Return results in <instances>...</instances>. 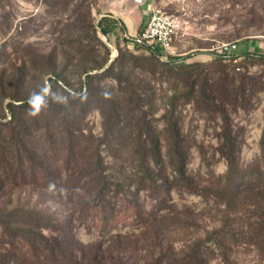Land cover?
<instances>
[{
  "label": "trees",
  "instance_id": "trees-1",
  "mask_svg": "<svg viewBox=\"0 0 264 264\" xmlns=\"http://www.w3.org/2000/svg\"><path fill=\"white\" fill-rule=\"evenodd\" d=\"M84 2L89 9L77 21L87 33L66 34L62 43L70 51L59 58L54 49L43 69L55 74L46 107L32 116L26 99L8 106L10 119L0 117V190L31 186L42 202L59 205L54 210H1L0 264L227 263L237 243L255 246L264 260V152L244 164L240 133L232 123L233 113L249 109L255 93L264 91V81L248 69L264 63V52L229 56L214 51L204 60L211 64L190 63L180 57L165 60L154 45L135 41V47L151 51V67H142L150 80L165 79L185 90L164 102L159 128L152 110L157 88L124 75L127 62L121 54L106 69L93 72L108 62L107 56L96 60L99 49L109 51L91 19V4ZM98 25L109 36L119 20L106 14ZM59 62L64 66L58 72ZM74 65L85 74L80 91L62 76ZM181 98L208 105L223 120L216 150L227 162L224 173L209 167L202 145L196 146L208 170H188L192 145L175 113ZM94 109L102 116L100 132L89 126ZM173 191L212 202V226L204 224L210 212L177 201ZM81 226L95 227L99 239L80 246L74 231Z\"/></svg>",
  "mask_w": 264,
  "mask_h": 264
},
{
  "label": "rangeland",
  "instance_id": "rangeland-1",
  "mask_svg": "<svg viewBox=\"0 0 264 264\" xmlns=\"http://www.w3.org/2000/svg\"><path fill=\"white\" fill-rule=\"evenodd\" d=\"M55 1L0 0V117H3V121L11 117L9 105L19 104L28 99L30 94L38 91L45 81L51 85L50 78L55 74L43 69L50 62L49 58L54 49L57 50L59 58H63L62 52L70 51L67 45L62 43L64 36L71 34L70 38H75L83 32L87 33L86 28L79 27L80 22L77 21V17L80 13L88 11V2L62 0L61 3L54 5L52 2ZM88 1L91 4V19L96 25L107 8L103 0ZM154 1L158 8L176 17L180 23L169 50L161 51L157 46L165 60L180 57L184 62L200 61L211 64L204 60L209 58L220 45L231 42L238 44L236 53L263 52L260 43L264 39V0ZM98 36L109 52L106 54V49L101 47L100 56L96 57V60L101 61L107 56L109 62L114 53L104 39L99 34ZM105 36L117 50L114 59L121 54V58L127 62L124 75L137 83L139 79L144 80L142 81L144 83L150 81L157 88L152 110L157 125L162 128L164 102L174 94L180 95L185 90L180 84L176 88L173 82H167L165 79L163 82L149 79L150 74L142 71V67H151L150 61L147 60L151 56V51L134 46L135 41H140L139 36L130 35L123 22H119V28L109 36L106 34ZM106 64L95 70L101 72ZM62 66L64 63L59 62L56 70L59 72ZM248 69L250 75L264 81V63L251 65ZM62 76L78 91L85 87V74H82L75 65L63 72ZM106 81L114 82L112 79ZM184 100L186 99H180L181 103L175 113L180 116V124L184 132L189 135L188 143L192 145L188 170L193 173L200 171L203 174L208 170L196 146L202 145L207 151L209 167L216 174L224 173L227 170V162L216 150L219 146L218 133L222 130L223 120L213 109H209L208 105L184 103ZM251 103L249 109H240L232 115V123L240 133L241 161L244 164L264 152V91L256 92ZM88 121L95 132L101 131L102 116L99 110L91 111ZM60 156L62 157L63 154L60 153ZM173 197L179 202L194 204L196 210L210 212L208 216L211 217H207L204 224L206 228L212 226L213 214H216L212 202H205L200 196L187 192L173 191ZM42 200L44 199L41 198V193L31 186H6L0 190V211L11 212L17 206H38L51 210L59 208V205L52 201L42 202ZM145 203L147 206L150 205L149 200ZM197 232L200 234L202 228ZM74 234L80 246L85 247L99 239L100 232L95 227L89 229L81 226L74 231ZM2 241L3 228L0 226V256L4 252ZM229 254L227 263L214 259L211 264H264L258 249L252 245L237 243L229 250Z\"/></svg>",
  "mask_w": 264,
  "mask_h": 264
},
{
  "label": "built area",
  "instance_id": "built-area-1",
  "mask_svg": "<svg viewBox=\"0 0 264 264\" xmlns=\"http://www.w3.org/2000/svg\"><path fill=\"white\" fill-rule=\"evenodd\" d=\"M135 2L139 4H148L150 10L144 27L138 33L139 40L146 41L147 43L154 45L156 48L158 46L161 51H168L171 47L173 38L179 30V20L176 17L163 12L157 7L154 0H135ZM260 47L264 52V39L260 43ZM237 49L238 44L231 42L220 45L216 51L232 56L238 54L236 53Z\"/></svg>",
  "mask_w": 264,
  "mask_h": 264
},
{
  "label": "crops",
  "instance_id": "crops-1",
  "mask_svg": "<svg viewBox=\"0 0 264 264\" xmlns=\"http://www.w3.org/2000/svg\"><path fill=\"white\" fill-rule=\"evenodd\" d=\"M106 6V14L123 22L127 32L134 36L144 27L149 16L148 4H139L135 0H103Z\"/></svg>",
  "mask_w": 264,
  "mask_h": 264
},
{
  "label": "clouds",
  "instance_id": "clouds-1",
  "mask_svg": "<svg viewBox=\"0 0 264 264\" xmlns=\"http://www.w3.org/2000/svg\"><path fill=\"white\" fill-rule=\"evenodd\" d=\"M52 94L51 85L45 81L38 91H33L27 99V103L30 105L29 114L37 116L41 112L42 108L46 107V97Z\"/></svg>",
  "mask_w": 264,
  "mask_h": 264
},
{
  "label": "water",
  "instance_id": "water-1",
  "mask_svg": "<svg viewBox=\"0 0 264 264\" xmlns=\"http://www.w3.org/2000/svg\"><path fill=\"white\" fill-rule=\"evenodd\" d=\"M103 15H105V13H102L100 17H102ZM98 22H99V19L97 20V24H96V27H97V31H98V34L104 39V41L107 43V45L110 47V49L113 51V55L110 59V61L106 64V66L103 68L106 69L110 64L111 62L113 61L116 53H117V50L116 48L109 42L108 38L105 36V34L103 33V31L101 30L100 26L98 25ZM116 50V52H115ZM93 72H97V70L93 71Z\"/></svg>",
  "mask_w": 264,
  "mask_h": 264
},
{
  "label": "bare ground",
  "instance_id": "bare-ground-1",
  "mask_svg": "<svg viewBox=\"0 0 264 264\" xmlns=\"http://www.w3.org/2000/svg\"><path fill=\"white\" fill-rule=\"evenodd\" d=\"M115 52H116V50H115Z\"/></svg>",
  "mask_w": 264,
  "mask_h": 264
}]
</instances>
